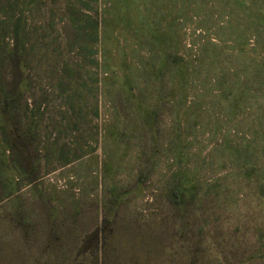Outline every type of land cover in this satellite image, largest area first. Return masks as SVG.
Segmentation results:
<instances>
[{
    "label": "rangeland",
    "instance_id": "374dc122",
    "mask_svg": "<svg viewBox=\"0 0 264 264\" xmlns=\"http://www.w3.org/2000/svg\"><path fill=\"white\" fill-rule=\"evenodd\" d=\"M25 147L0 264H91L104 225L154 264H264V0H0V156Z\"/></svg>",
    "mask_w": 264,
    "mask_h": 264
},
{
    "label": "trees",
    "instance_id": "16d2710c",
    "mask_svg": "<svg viewBox=\"0 0 264 264\" xmlns=\"http://www.w3.org/2000/svg\"><path fill=\"white\" fill-rule=\"evenodd\" d=\"M22 152V154L17 155L16 161H11V155L5 156L1 154L0 156V186L4 187V185L7 184L8 188L14 184L9 193L15 190L16 185L15 176H11L10 172L16 169L26 170L25 160L27 159L26 154L29 152V149L25 147L22 149ZM13 156L12 154V157ZM7 174H9L8 176L10 177H6ZM107 221L106 218L105 222L107 223ZM107 234H109V232L107 231V226L104 225L98 227L84 238V247H88L90 242L95 243L93 246L97 252L91 260V264H154V258L148 253L140 259L138 255L126 257L123 253L117 252L116 248L108 240Z\"/></svg>",
    "mask_w": 264,
    "mask_h": 264
}]
</instances>
